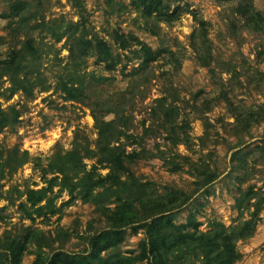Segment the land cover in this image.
<instances>
[{"label":"rangeland","instance_id":"374dc122","mask_svg":"<svg viewBox=\"0 0 264 264\" xmlns=\"http://www.w3.org/2000/svg\"><path fill=\"white\" fill-rule=\"evenodd\" d=\"M133 1L32 0L26 13L11 19L14 0H0V62L14 48H21L27 35L44 52L36 65L39 73L30 67L24 90L14 95L0 67V107L9 117L19 116L0 128L1 260L8 264L4 248L12 242L25 245L21 264H33L38 252L45 257L59 251L89 253L94 237L121 224L123 208L117 209L118 203L98 207L83 201L77 191L70 192L77 181L72 166L65 174L53 173L64 169L59 158L77 144L80 150H96L93 116H98L115 122L110 129L114 139L119 131L125 134L118 144L126 153L141 154L125 166L144 185L142 201L165 205L175 214L176 225L200 232L209 231L214 223L229 227L250 219L253 204L258 203L260 221L252 237L236 243L239 258L234 264H264V33L244 27L236 14L240 5L247 11L249 0H167L169 16L173 14L159 22L141 17ZM250 1L264 16V0ZM41 17L45 22L57 21L56 28L79 22L91 36L111 46L120 64L108 70L91 55L74 69L68 63L65 39L55 42L44 32L18 27L21 19L33 25ZM195 18L207 24L210 68L197 63L191 48L198 40L193 34L198 28ZM155 26L157 35L151 33ZM122 34L130 44L137 38L162 52L161 57L145 68L138 47L128 43L122 50L115 42ZM59 81L74 83L72 95L77 99L63 93ZM159 99H165L163 111H158ZM177 137L185 143L174 145ZM77 171L79 176L108 173L96 158L83 159ZM55 176L58 179L50 186ZM42 188L46 199L32 207L28 192ZM150 208L145 211L139 205L138 219L153 213ZM120 233L121 241L99 254L103 260L140 255L143 229L128 225ZM194 259L190 256L185 262L200 264Z\"/></svg>","mask_w":264,"mask_h":264},{"label":"trees","instance_id":"16d2710c","mask_svg":"<svg viewBox=\"0 0 264 264\" xmlns=\"http://www.w3.org/2000/svg\"><path fill=\"white\" fill-rule=\"evenodd\" d=\"M31 1L14 0L11 5L9 18H16L26 13ZM166 1L135 0L133 1V6L146 21L157 20L159 22L160 20L162 21V18L169 16L170 6ZM215 1L222 3L231 0ZM247 2L248 8L245 9L247 11H242L240 5L236 8V14H239L243 18L244 27L252 29L254 32L264 33V16L254 10L250 0ZM177 9L178 11L181 10L180 7H177ZM172 14L173 12L170 16ZM79 17L81 18L82 16L79 15ZM195 19L198 28L193 34H198V40L197 38L194 39L191 48L196 56L197 63L202 67L210 68L212 46L209 44L207 37V24L199 18ZM56 22H45L43 17H41L38 23L30 25L28 22L25 23L24 19H21L18 27H25L28 31L38 30L39 33L44 32L54 39L55 42L65 39L68 50V63L74 64V69H80L84 65L85 60L91 55L97 57L99 62L107 64L108 70H113L120 64V57L113 54L111 46L106 41L91 36L86 31L84 25H81L79 22H68L61 28H56ZM156 28L157 26H155V30L151 31L153 35L158 34ZM25 39L21 48H14L7 60L0 62V67L4 68L3 71H5L12 85L10 89L11 95H14L19 90H24L29 68H35L36 65L39 66L40 60L44 55V52L42 53V46L37 44L32 36L29 37L27 35ZM132 41L131 44L138 47L142 66L145 68L161 57L162 52L153 51L139 39L132 38ZM115 42L120 43L119 46L122 50L128 48L129 41L126 35H119ZM164 51L168 55L174 56L173 52L169 50ZM35 71L39 73L37 67ZM210 72L212 78H214V71L210 70ZM59 84L60 89L70 99H77L72 95L76 91L74 83L59 81ZM36 87L42 91L47 90V86L44 84H37ZM159 102L160 107L158 111H163L166 108L165 99H159ZM226 103L228 104L227 101ZM18 118L17 113L13 117L7 116V113L0 107V128L9 126L12 119L17 120ZM93 118L98 129L96 150L92 151L87 148L80 150V146L77 144L76 148L59 158L64 169H59L58 171L60 172L53 173L65 174L69 170L67 167L72 166L77 181L70 189V192L77 191L83 201L90 202L98 207L103 206L104 203L116 206L118 203L117 209L120 206L123 208H121L120 215V221L122 222L120 225H116L112 229L94 237L90 242L89 253L74 255L59 251L53 253L50 257H45L38 252L35 254L33 264H133L137 260L144 262V264H189L185 261L190 256H193L194 260L200 261V264H234L239 258L236 243L252 237L260 221L258 203L253 204L252 207L255 210L250 219L240 220L237 224L230 225L229 227H225L221 223H214L209 231L200 232L195 227L190 228L186 225H176L174 223L175 214L170 213V210L164 208L165 205L153 204L149 206L153 202L151 199L148 200V204L142 201V198L145 197L144 185L136 181L125 166L126 162H136L141 154L135 151L126 153L124 145L122 147L118 144L119 138L125 135L123 132L119 131V138L115 139L110 135V129L115 125L114 121L107 122L98 116H93ZM115 130H118V126ZM182 141L185 143L184 139H178L177 137L174 139L173 144L179 145ZM81 151L85 152V156L81 155ZM85 158H96V164L100 166L104 165L108 169V173L105 176H101L100 174L94 175L91 171L79 176L77 164H80ZM3 169V166L0 165V177L3 175ZM93 169L95 170V167ZM57 179V176L51 178L49 180L50 186H53L54 181ZM135 195H138V197L133 198ZM45 199V188L38 191L30 190L27 194V202L32 207L38 206ZM104 199H108V202ZM139 205L145 211L151 207L150 209L153 210V213L149 212L143 218L138 219L136 209ZM237 208L239 211L243 208L240 200L237 201ZM128 225L143 229L145 238L140 245V255L135 258L119 257L113 260H103L99 254L119 243L121 241V229ZM111 235L114 237H111ZM102 243L105 244L101 245ZM24 246V244L12 242L9 246L5 247L4 250L7 254L5 261L8 264H21ZM1 258L0 254V264H3Z\"/></svg>","mask_w":264,"mask_h":264}]
</instances>
